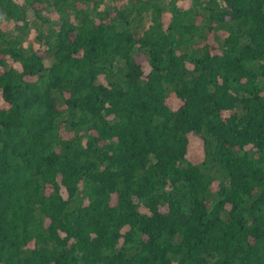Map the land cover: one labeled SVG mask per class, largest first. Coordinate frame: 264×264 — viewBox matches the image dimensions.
I'll list each match as a JSON object with an SVG mask.
<instances>
[{
	"label": "trees",
	"instance_id": "1",
	"mask_svg": "<svg viewBox=\"0 0 264 264\" xmlns=\"http://www.w3.org/2000/svg\"><path fill=\"white\" fill-rule=\"evenodd\" d=\"M0 264H264V0H0Z\"/></svg>",
	"mask_w": 264,
	"mask_h": 264
},
{
	"label": "rangeland",
	"instance_id": "2",
	"mask_svg": "<svg viewBox=\"0 0 264 264\" xmlns=\"http://www.w3.org/2000/svg\"><path fill=\"white\" fill-rule=\"evenodd\" d=\"M195 139H192V141L193 142H191V150H192V153L189 155V156H191V157H194V156H198L199 155V149H198V147L196 146V140L194 141ZM195 143V144H194ZM193 145V146H192ZM196 146V147H195ZM195 147V149H192V148H194ZM196 156V157H197ZM199 157V156H198Z\"/></svg>",
	"mask_w": 264,
	"mask_h": 264
}]
</instances>
